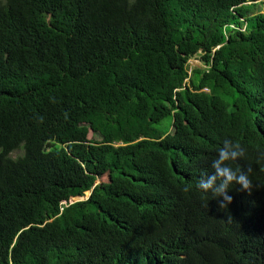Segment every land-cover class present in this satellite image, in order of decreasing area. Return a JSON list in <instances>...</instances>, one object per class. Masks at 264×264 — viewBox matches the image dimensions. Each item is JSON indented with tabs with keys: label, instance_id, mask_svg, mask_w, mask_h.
Instances as JSON below:
<instances>
[{
	"label": "trees",
	"instance_id": "trees-1",
	"mask_svg": "<svg viewBox=\"0 0 264 264\" xmlns=\"http://www.w3.org/2000/svg\"><path fill=\"white\" fill-rule=\"evenodd\" d=\"M0 264H264V0H0Z\"/></svg>",
	"mask_w": 264,
	"mask_h": 264
},
{
	"label": "clouds",
	"instance_id": "clouds-1",
	"mask_svg": "<svg viewBox=\"0 0 264 264\" xmlns=\"http://www.w3.org/2000/svg\"><path fill=\"white\" fill-rule=\"evenodd\" d=\"M245 149L239 142L225 139L223 146L218 149V157L213 161L214 173L204 174L196 181L195 187L205 195L211 193L212 198H219V206L227 208L233 200L229 195L230 185H239L241 191H251L253 186L247 171L241 168L233 169L225 162L236 161L244 158ZM191 186H185L184 191L188 192Z\"/></svg>",
	"mask_w": 264,
	"mask_h": 264
},
{
	"label": "rangeland",
	"instance_id": "rangeland-1",
	"mask_svg": "<svg viewBox=\"0 0 264 264\" xmlns=\"http://www.w3.org/2000/svg\"><path fill=\"white\" fill-rule=\"evenodd\" d=\"M259 7H260V6H259ZM261 9H262V8H261ZM204 67H205V66H204V64H203V62H202V60H201V55H200V54H197V55L193 56V57L190 58L189 61H188V72H189L190 75H193V73H194L195 70H197V69H202V68H204ZM170 122H171V120H170V118L168 117V118H166V119L163 120V122L159 125V127L162 128L164 124H170ZM91 136H92V135H91V133H90L89 137H91ZM21 154H22V152H21L20 150H16V151H14V152L12 153V156L16 157V156L21 155ZM107 181H108V179H107V177L105 176V177H103V178H101V179H98L96 183H97V184H104V183H106Z\"/></svg>",
	"mask_w": 264,
	"mask_h": 264
}]
</instances>
